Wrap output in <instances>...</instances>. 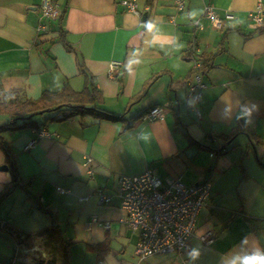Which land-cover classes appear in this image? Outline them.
<instances>
[{
	"label": "crops",
	"instance_id": "0c3cea01",
	"mask_svg": "<svg viewBox=\"0 0 264 264\" xmlns=\"http://www.w3.org/2000/svg\"><path fill=\"white\" fill-rule=\"evenodd\" d=\"M44 1L0 0V95L18 89L22 97L38 98L44 91H56L66 84L81 90L89 75L105 96V109L124 117L77 115L47 122L44 115L37 120L40 127L3 132L16 154L22 178H31V196L17 186L0 204V264H17L18 259H30L29 253L27 258L18 256L19 252L44 251L45 243H57L48 231L30 235L54 222L46 213L34 216L24 227L5 211L9 202L15 207L19 200L23 208L30 204L29 214L41 203L58 215L60 209L68 211L69 220L75 210L81 215L85 211L86 218L91 215L85 223L92 251L90 264H188L186 252L144 259L136 254L138 233L133 234L121 222L126 211L121 207L118 177L154 167L159 175L164 173V177L160 175L163 179L180 177L188 184L208 180V173L218 179L241 155L230 160L216 158L211 152L215 162L206 165L193 147L205 142L213 148L223 147L224 139L214 138L217 133L232 135L242 129L230 144L225 143L228 150L223 153L245 145L255 152L257 163L250 161L249 174L245 166L239 197L225 200L223 188L211 184V200L198 216L191 248L201 250L196 264H223L225 255L241 251L238 246L246 237L250 248L264 249V166L257 157V150L264 151V146L253 148L249 136L255 137L254 142L256 137L264 140V24H256L249 16L262 1L264 18V0H186L182 11L175 0H137L140 14L127 10L124 0H50L62 15L41 32ZM208 5L223 19V26L206 17ZM227 11H233L234 18H227ZM62 32L69 45L61 39ZM190 40L194 42L191 51ZM220 46L223 50L217 52ZM213 54L211 66L200 71L206 87L198 104L199 118L186 102L192 99L187 95L186 79L196 60ZM115 62L121 63L114 66ZM237 100L259 106L251 125L235 120ZM226 102L233 105L232 119L223 116ZM155 105L163 106L164 112L150 118L147 113ZM5 120L0 118V123ZM198 130L205 133V142L198 139ZM193 138L197 142H192ZM87 158L92 159L93 174L85 165ZM4 164L5 154L0 149V196L13 180L9 166L1 169ZM188 176L192 181H185ZM98 188L113 196L111 203H99ZM84 197L89 198L82 200ZM240 197L255 220L254 228L238 212ZM93 216L100 222H92ZM52 218L62 225L60 216ZM38 221L50 224L36 228ZM105 221L111 223L109 228L102 224ZM209 231L214 236L205 241L203 235ZM31 242L34 247L28 244ZM95 244H102L99 246L106 251L99 255L90 247Z\"/></svg>",
	"mask_w": 264,
	"mask_h": 264
},
{
	"label": "built area",
	"instance_id": "2783aa9c",
	"mask_svg": "<svg viewBox=\"0 0 264 264\" xmlns=\"http://www.w3.org/2000/svg\"><path fill=\"white\" fill-rule=\"evenodd\" d=\"M179 11L186 7V0H175ZM123 4L127 10L140 14L137 0H124ZM41 19L39 30L45 31L48 23L57 21L62 15V10L57 4L50 0H45L41 7ZM205 15L217 26H223L224 22L215 11L213 5L205 8ZM250 18L258 25L264 24L263 4L259 1L257 10L250 12ZM227 18H234L233 11L226 12ZM121 62H115V65ZM202 62L196 60L195 68L198 69ZM187 95L195 100L190 108L195 111L197 117H202L199 102L202 91L206 84L203 82L200 71L186 79ZM164 112L161 105L153 106L147 113L150 118H157ZM213 156L214 153H211ZM85 165L89 167V173L93 174L92 159L87 158ZM118 190L121 198V207L126 214L121 218L128 228L138 233L136 244V254L144 259L154 254L164 253H185L191 248V241L196 235L198 216L201 210L209 204L211 200L210 181H198L195 183H185L180 177H167L163 179L154 167H148L139 174H122L118 177ZM58 190L65 192L58 187ZM99 203H111L113 196L103 188L96 190ZM84 197L82 200H87ZM92 222H100L96 216ZM105 228H109L111 223H102ZM214 236L213 231L203 235V239L208 241Z\"/></svg>",
	"mask_w": 264,
	"mask_h": 264
},
{
	"label": "trees",
	"instance_id": "16d2710c",
	"mask_svg": "<svg viewBox=\"0 0 264 264\" xmlns=\"http://www.w3.org/2000/svg\"><path fill=\"white\" fill-rule=\"evenodd\" d=\"M61 39L66 42V38L63 32L61 33ZM66 44L69 45L67 42ZM189 44L190 50L191 47L194 45L193 40H190ZM69 49H72V46H70ZM221 50H223V47L220 46L217 52ZM214 56L215 54H213L212 57L203 59L201 61L202 64L198 69H192L191 75H193L197 71L205 69L207 66H211V63H209V58H213ZM18 92H20L18 89H14L4 96L0 95V118L6 117V120L0 123V149L4 152L6 164L9 166V170L13 175V180L6 185L4 192L0 196V204L7 196H9L15 190L17 186H21L28 193L29 188L31 186V178H22L20 172V165L18 163L16 154L14 153L10 142L4 137L3 132L9 129L40 127L37 120L39 117L44 115L48 116L47 122L64 121L77 115H98L108 119H121L124 117V114H114L105 109V96L102 90L97 86L93 78L89 77V75L87 76L84 88L81 90H75L71 85L66 84L65 86L56 91L46 90L38 98L22 97ZM142 95L143 94H141L137 98V100ZM242 130H236L232 135L226 133H217V135L214 137L215 139H217L218 137L224 139V146L220 150H228V146H226L225 143H227V145L230 144L234 136L242 132ZM249 136L253 148L255 145L258 144L264 146V140H261L259 139V137H256V142H254L253 139L255 137L251 134H249ZM192 142L195 143L197 141L193 138ZM245 154H247V151H244V155ZM257 157L260 165L264 166V162L262 161V159L258 155ZM245 174L246 170L244 172V175ZM29 195L31 196L30 193ZM239 200L240 205L238 208V212L242 213L245 219L254 228L256 226L255 220L247 214L243 198L240 197ZM38 208L49 211L52 217H56L52 210H50L47 206L38 203ZM227 225L228 223L226 224V226ZM46 231L50 232V234L57 241V245H59L60 258L63 257V260L60 264H71L72 254L70 248L73 245V242L68 241L66 239L64 230L56 221V218L54 219V222H52V224L48 227L33 232L30 235L41 234ZM99 245L102 244L90 245V247L93 249H97L98 254L102 255L104 251H106V249H101ZM37 264H52V261L40 258Z\"/></svg>",
	"mask_w": 264,
	"mask_h": 264
},
{
	"label": "rangeland",
	"instance_id": "374dc122",
	"mask_svg": "<svg viewBox=\"0 0 264 264\" xmlns=\"http://www.w3.org/2000/svg\"><path fill=\"white\" fill-rule=\"evenodd\" d=\"M196 134L198 136V139L204 140L205 142L206 136L204 132H202L201 130H198ZM193 148H194V152H196L197 150L200 151L198 158L203 159L206 165H210V163L215 162V159L210 157L211 152H213L216 155V158L218 156L220 157L226 156L230 160H235L237 156L241 155V159L235 160L236 163H234L231 166L230 170L222 173L218 179H216L215 176H212L210 175V173H208L207 174L208 180H206V181H210L212 185L216 184L218 187L223 188V197L225 200L233 199L235 196L239 197L238 191L243 189V185L245 181V180H242L240 184L239 183L240 177L241 175L244 177L243 172H245L244 170L245 166L247 167L248 174L249 172H252V169H248V165L250 161H254V163H257L255 162L256 161L255 152L253 150L248 149L245 145H243L242 147L236 146L235 148H230L229 152L224 154L223 153L224 151L220 150L222 149V145H219L213 148L207 142H205L202 146L196 145ZM247 150H248V154L244 155L243 151H247ZM257 152L259 156L262 158V160L264 161V151L260 148L257 150ZM216 153H219V155H217ZM163 174H164L163 172H160V175L164 177ZM192 175L194 176L195 174H192ZM197 176L200 179L203 178V175L201 172H199ZM192 179H193L192 177L188 176L185 179V181L187 182L189 180L192 181ZM249 183L252 184L253 182L251 181ZM211 194H212V188H211ZM9 196H7L5 200ZM14 197H16L15 194H14ZM37 199L39 200V198ZM22 202H23L22 200H19V203H17L15 207H13L12 202H9L5 207V211L11 212L13 216L19 220V222H22L21 223L22 226L26 227L33 220L34 216H38L40 214L42 215L43 213H46V215L50 217L51 222L54 220V218H52V215L49 211L36 208L37 206H34L32 209L33 210L32 214H29L28 211L31 210L30 204L29 203L26 204V206H24L23 208ZM67 212L68 211L66 210L64 211V209H60L59 215L57 211H54L53 213L56 216L58 217L60 216L63 219L60 223L62 224L61 227L65 230V233H66L65 237L67 238V240L68 241L74 240L73 247L71 248L72 260H73L71 261V264H90V259L88 260V255L89 253H92V251L87 245L89 237L87 235L88 232L86 231L85 223L87 220L91 218V215H89L88 218H86L87 213L85 211L81 215L80 211L75 210L73 217L71 218V220H69L70 214ZM40 220H42V216L40 217ZM38 222L40 223L39 225H35L37 226L36 228H42L43 226L50 224L49 222L48 223H42V221H38ZM131 232L133 234H136L135 231L132 229H131ZM28 244L31 245L32 247L35 246L34 242H31ZM41 249H43L44 251H41L38 249L35 251L33 249H30V250L28 249L27 251L19 252L18 256L27 257V258H28V253H29L30 259L29 258H28L29 260L28 259H24V260L18 259L17 264H37L40 258L50 260L52 261V264H60L61 261L63 260V257L60 258V249L57 243L55 246L51 244V242L45 243V247Z\"/></svg>",
	"mask_w": 264,
	"mask_h": 264
},
{
	"label": "clouds",
	"instance_id": "9594fccd",
	"mask_svg": "<svg viewBox=\"0 0 264 264\" xmlns=\"http://www.w3.org/2000/svg\"><path fill=\"white\" fill-rule=\"evenodd\" d=\"M151 27V25H149ZM189 106H193L195 103L194 99H189L186 101ZM235 110V120L243 121L245 126L251 125L253 123V116L259 111V106L252 102H240L236 101ZM234 113V108L231 103H224L223 116L225 119H232ZM144 139L146 137L142 136ZM250 241L248 238H244L238 248L240 252L227 254L223 257V264H264V249L262 248H250ZM186 256L188 258V264H196L201 256V250L198 247H192L186 251ZM227 257V259L225 258Z\"/></svg>",
	"mask_w": 264,
	"mask_h": 264
},
{
	"label": "water",
	"instance_id": "95a60500",
	"mask_svg": "<svg viewBox=\"0 0 264 264\" xmlns=\"http://www.w3.org/2000/svg\"><path fill=\"white\" fill-rule=\"evenodd\" d=\"M146 16V15H145ZM8 168V165L7 164H4L2 167H1V169L2 170H6Z\"/></svg>",
	"mask_w": 264,
	"mask_h": 264
}]
</instances>
